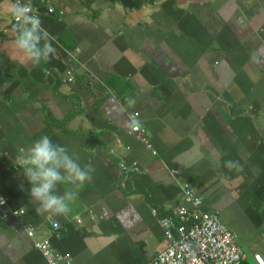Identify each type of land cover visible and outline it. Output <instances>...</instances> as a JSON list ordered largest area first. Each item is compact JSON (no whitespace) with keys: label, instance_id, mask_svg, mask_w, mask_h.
I'll use <instances>...</instances> for the list:
<instances>
[{"label":"crops","instance_id":"obj_1","mask_svg":"<svg viewBox=\"0 0 264 264\" xmlns=\"http://www.w3.org/2000/svg\"><path fill=\"white\" fill-rule=\"evenodd\" d=\"M54 4L62 14L38 8L54 51L33 66L13 48L14 4L0 0V264H47L34 247L45 239L74 264H145L185 186L228 218L252 264L264 253V0ZM43 135L95 168L67 215H37L13 167Z\"/></svg>","mask_w":264,"mask_h":264},{"label":"built area","instance_id":"obj_2","mask_svg":"<svg viewBox=\"0 0 264 264\" xmlns=\"http://www.w3.org/2000/svg\"><path fill=\"white\" fill-rule=\"evenodd\" d=\"M12 2L13 4L31 3L33 13L38 16L40 15L38 8L41 5L45 7L47 14L63 13L61 9L56 11L54 0H12ZM73 78L75 76L71 66L66 70V80L71 81ZM128 133L139 138L146 148L156 154L143 127L133 124ZM13 167L19 169L16 163ZM121 168L124 172L129 170L124 164ZM134 170H137V167ZM182 193L183 203L174 209L171 216L158 217L166 241L165 248L145 264H246V255L238 245L237 233L229 229L217 213L201 209V199L196 195L194 188L185 186ZM21 212L14 210L12 213L18 215ZM152 214L157 216L156 210L153 209ZM51 225L53 228L58 227L57 222L54 221H51ZM262 232L264 243V224ZM27 234L33 237L34 231L27 228ZM34 247L42 253L47 264H74L71 257L55 252L47 239L35 240ZM252 260V264H264V253H254Z\"/></svg>","mask_w":264,"mask_h":264},{"label":"clouds","instance_id":"obj_3","mask_svg":"<svg viewBox=\"0 0 264 264\" xmlns=\"http://www.w3.org/2000/svg\"><path fill=\"white\" fill-rule=\"evenodd\" d=\"M16 36L13 40L15 52L39 66L41 61H49L54 51L53 37L42 25L41 18L33 13L31 3H16L12 6ZM15 163L28 183L30 201L35 206L37 215H67L72 212V205L78 199L77 189L92 179L95 168L92 164L81 165L79 158L69 149L54 143L48 135L35 140L27 149H21ZM230 171H242L238 161L225 163ZM70 185L60 193L58 186ZM23 190V185H21ZM0 197V205L5 203Z\"/></svg>","mask_w":264,"mask_h":264},{"label":"rangeland","instance_id":"obj_4","mask_svg":"<svg viewBox=\"0 0 264 264\" xmlns=\"http://www.w3.org/2000/svg\"><path fill=\"white\" fill-rule=\"evenodd\" d=\"M223 218H224V219H223L224 221H226V222L229 221L227 217H223ZM224 221H223V222H224ZM229 222H230V221H229ZM224 223H225V222H224ZM225 224H226V223H225ZM226 226L229 227V228H231L230 225H227V224H226ZM239 234H240V237H241V238H244L245 235H246V234H244L242 231H241V232L239 231ZM261 241H262V240H261ZM262 245L264 246L263 242H262ZM241 246L243 247V250H244V246H245V244L242 243Z\"/></svg>","mask_w":264,"mask_h":264},{"label":"trees","instance_id":"obj_5","mask_svg":"<svg viewBox=\"0 0 264 264\" xmlns=\"http://www.w3.org/2000/svg\"><path fill=\"white\" fill-rule=\"evenodd\" d=\"M246 264H247V262H246Z\"/></svg>","mask_w":264,"mask_h":264}]
</instances>
